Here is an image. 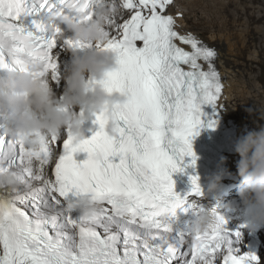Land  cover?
I'll return each instance as SVG.
<instances>
[{
    "label": "snow or ice",
    "instance_id": "6c2138e0",
    "mask_svg": "<svg viewBox=\"0 0 264 264\" xmlns=\"http://www.w3.org/2000/svg\"><path fill=\"white\" fill-rule=\"evenodd\" d=\"M172 0H0V70L55 76L60 15L89 18L101 6L117 67L103 82L126 92L118 132L105 131L104 111L92 114V135L74 141L68 130L43 136L31 149L0 127V168L18 172L15 186L0 185V264H255L241 254L239 229L210 209L216 222L194 232L191 217L204 206L197 176L174 191L172 173L195 153L191 138L205 124L204 105L221 109L223 84L217 52L192 33L176 30ZM126 13V15H125ZM68 48L83 42L64 39ZM83 111V110H82ZM216 120L207 119L208 127ZM86 152L82 162L74 153ZM118 158V159H117ZM186 167V165H185ZM100 200L95 217L73 215L81 196ZM71 197V198H70ZM185 248L187 250H185Z\"/></svg>",
    "mask_w": 264,
    "mask_h": 264
},
{
    "label": "clouds",
    "instance_id": "9594fccd",
    "mask_svg": "<svg viewBox=\"0 0 264 264\" xmlns=\"http://www.w3.org/2000/svg\"><path fill=\"white\" fill-rule=\"evenodd\" d=\"M167 8V14L174 17L176 30H181V21L174 12V4ZM108 9L101 6L91 17L60 15L49 17L44 21L49 25L52 20H58L66 25L73 33L71 39L83 42L84 47L70 48L72 58L70 66L65 73L66 87L62 100H57L56 95L44 75H36L32 71L4 69L0 71V127L9 133L13 139L23 141L31 149L39 147V140L43 136L60 135L61 129L71 131L74 141L86 138L85 121L95 112L104 111L106 115L105 131L115 136L118 132L120 105L127 102L126 92H109L104 81L106 74L117 67L118 53L106 47H97L96 42L107 40L105 15ZM83 49L79 51L78 49ZM218 70V69H217ZM220 74V72H219ZM224 94L225 81L220 74ZM223 121L230 128L242 135L234 143V151L238 154L237 174L239 176L238 195L243 204L248 206V227L258 230L264 226V125L253 129L249 124L241 128L240 123H234L225 116V106L220 103ZM83 111H77V107ZM217 112V109H215ZM242 133V134H241ZM224 158H222L223 161ZM231 175L227 169L214 173L209 177L207 191L213 193L221 187L225 175ZM18 183V172L15 167L8 165L0 168V185L15 186ZM97 197L81 196L76 203L71 205L78 210L86 220L95 217L100 207ZM226 206H231L226 205ZM216 222L213 212L203 207L191 217V227L194 232L204 231ZM243 248L248 243L246 235L241 239ZM247 249V248H246ZM253 250L241 251V254ZM258 261L264 260V236L262 245L255 253Z\"/></svg>",
    "mask_w": 264,
    "mask_h": 264
},
{
    "label": "rangeland",
    "instance_id": "374dc122",
    "mask_svg": "<svg viewBox=\"0 0 264 264\" xmlns=\"http://www.w3.org/2000/svg\"><path fill=\"white\" fill-rule=\"evenodd\" d=\"M192 1L176 0L174 7L192 10L196 26H209L208 35L216 34L215 41L239 65L234 88L244 99L237 108L253 109L264 125V0H203L196 9Z\"/></svg>",
    "mask_w": 264,
    "mask_h": 264
},
{
    "label": "bare ground",
    "instance_id": "6f19581e",
    "mask_svg": "<svg viewBox=\"0 0 264 264\" xmlns=\"http://www.w3.org/2000/svg\"><path fill=\"white\" fill-rule=\"evenodd\" d=\"M176 3V2H175ZM191 3H193V9H196V6H203L204 1H197L193 0ZM177 7V5H176ZM175 10H181L182 12H174L179 20L181 21V30L184 34L186 33H192L196 35L198 38H200L204 43H206L208 46L214 48L217 52V56L215 58V66L218 69V72L222 75L225 86H224V94L220 98V103L225 106V116L226 119L234 122V123H240L241 128L245 124H249L250 127L256 128L260 125L261 118L263 116H258L259 113L255 114L253 109L246 108V109H239L237 108L238 104H240V101L244 99V92H241L239 94H235L236 88H234V85H236L234 82L238 80V75L236 74L237 68H239V65L235 64L234 61L230 57H228V53L226 52V48L224 45L218 41H215L216 34L213 32L211 35H208L210 32L209 26H196V21L193 19L192 15L193 12L186 10H182L181 8H176ZM189 8V7H188ZM190 9V8H189ZM212 36V37H209ZM240 53V52H239ZM254 111V112H253ZM264 121V120H263ZM239 160V156L232 157V160L229 162V165L227 167L228 172L231 173L230 176H232V182L235 183L237 186L239 184V176L237 174V162ZM223 184L227 183V180H222ZM264 264V260L262 262Z\"/></svg>",
    "mask_w": 264,
    "mask_h": 264
}]
</instances>
